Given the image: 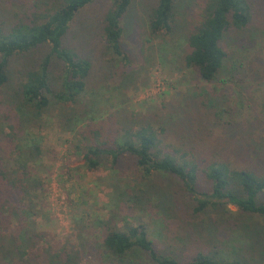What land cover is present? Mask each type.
Wrapping results in <instances>:
<instances>
[{
  "label": "rangeland",
  "instance_id": "374dc122",
  "mask_svg": "<svg viewBox=\"0 0 264 264\" xmlns=\"http://www.w3.org/2000/svg\"><path fill=\"white\" fill-rule=\"evenodd\" d=\"M248 1L252 21L225 34L222 46L228 55L213 83L202 82L183 59L186 35L198 21L200 0L176 3L175 28L167 38L150 34L148 14L154 0H132L121 38L130 62L124 71L102 53L101 20L110 0H95L82 9L64 43L92 63L90 85L100 92L94 98L100 102L96 107L100 113L114 120L125 118L135 126L150 119L159 133L166 126V142L195 154L204 165L219 162L264 175V0ZM26 4L27 0H0L4 20L13 19L12 11H21ZM46 53L45 47L11 59L9 83L0 89L6 98L0 116L6 115L7 98L23 74ZM60 119L59 112L50 109L34 123L39 127L31 128L45 150L38 162L40 179L47 186L44 217L34 220L37 230L45 233L39 249L66 245L79 251L92 238L87 226L94 225L95 238H100L99 220L121 230L125 222L145 225L155 246L181 262L196 252L217 248L223 260L264 264V217L240 213L226 200L210 198L202 184L191 197L166 176L150 179L146 186L151 191L139 195V188L147 187H142L130 163L118 168L120 174L110 165L87 171L83 159L72 154L73 133L61 128ZM195 199L217 205L197 213ZM137 263L154 264L143 253Z\"/></svg>",
  "mask_w": 264,
  "mask_h": 264
},
{
  "label": "trees",
  "instance_id": "16d2710c",
  "mask_svg": "<svg viewBox=\"0 0 264 264\" xmlns=\"http://www.w3.org/2000/svg\"><path fill=\"white\" fill-rule=\"evenodd\" d=\"M94 1L27 0L26 6L21 11H12L13 19L8 20H4L0 10L1 90L9 83L8 68L14 56H27L47 48L38 64L23 74L13 88L7 98L9 105H5L6 115L0 116V264H81L80 261L139 264L141 253L154 264H243L223 260L217 248L196 252L181 262L155 246L145 225L133 226L127 222L121 230L111 224L107 226L109 221L97 220V225L103 228L98 239L95 226H87L91 243L82 244L79 251L66 245L37 247L45 233L37 230L34 220L44 217L42 207L47 186L41 181L38 169L45 150L31 128L50 109L59 112L61 128L73 133L72 154L83 159L87 171L110 165L120 174L118 168L130 163L143 181L142 187H147L139 188V195L151 191V186H146L150 179L166 176L179 182L191 197L202 184L209 189L210 198L226 200L240 213L264 217V175L219 162L204 165L195 154L166 142L165 125L159 133L150 119L142 120L140 125H129L125 118L114 120L112 115L97 110L100 102L94 98H99L100 92L90 85L92 63L64 43L76 15ZM110 1L101 20L102 53L114 67L124 71L130 62L121 38L132 0ZM179 2L154 0L148 14L152 36L172 35ZM200 2L198 21L186 35L183 59L187 67L197 70L202 82L213 83L218 80L228 55L222 46L225 34L251 23L252 6L248 0ZM0 98V104H4L6 98L1 95ZM195 201L197 213L217 205L207 199Z\"/></svg>",
  "mask_w": 264,
  "mask_h": 264
}]
</instances>
